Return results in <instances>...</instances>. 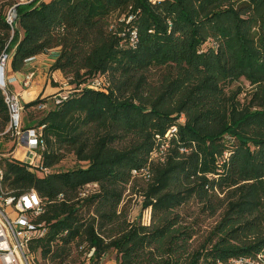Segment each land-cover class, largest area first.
<instances>
[{
    "label": "trees",
    "instance_id": "16d2710c",
    "mask_svg": "<svg viewBox=\"0 0 264 264\" xmlns=\"http://www.w3.org/2000/svg\"><path fill=\"white\" fill-rule=\"evenodd\" d=\"M14 5L13 26L0 12V56L21 71L57 49L51 71L70 87L47 111L53 95L24 105L44 111L32 120L45 130L40 164L0 159L9 191L42 199L37 262L234 264L264 250V0ZM98 77L108 85L89 87ZM243 79L251 89L232 87ZM8 123L0 89V145ZM64 148L86 165L52 171ZM129 185L148 222L129 219Z\"/></svg>",
    "mask_w": 264,
    "mask_h": 264
},
{
    "label": "built area",
    "instance_id": "2783aa9c",
    "mask_svg": "<svg viewBox=\"0 0 264 264\" xmlns=\"http://www.w3.org/2000/svg\"><path fill=\"white\" fill-rule=\"evenodd\" d=\"M27 1L31 0H21V2ZM16 17L17 9L16 5H13L8 11L7 22L13 26ZM130 19L132 16L129 17ZM10 58L11 55L6 50L0 56V89L4 93L9 112V123L6 130L11 134L15 148L24 147L28 150L25 161L33 166L39 165L41 153L46 148L44 126L35 124L29 127L26 125L24 103L20 95L10 88L16 80L9 77L7 73ZM32 77L33 73L27 76L26 84ZM107 85L108 82L104 77H98L90 82L89 87L103 89ZM69 93L64 91L54 94L51 98L52 102H60L68 97ZM48 105L49 102L41 103L40 108L46 110ZM134 173L138 174L137 170H134ZM3 182L4 171L0 168V264H40L31 251L30 242L36 237L43 236L47 230L44 223H36L37 217L44 211L42 199L34 189L23 194L5 190ZM94 254L95 248L86 253L85 257L88 262L94 257ZM233 263L264 264V250L255 257L233 259Z\"/></svg>",
    "mask_w": 264,
    "mask_h": 264
},
{
    "label": "rangeland",
    "instance_id": "374dc122",
    "mask_svg": "<svg viewBox=\"0 0 264 264\" xmlns=\"http://www.w3.org/2000/svg\"><path fill=\"white\" fill-rule=\"evenodd\" d=\"M17 1H21V0H0V12H5L6 13ZM116 17L117 16L114 15L112 17V20L115 21ZM9 62H10V60H9ZM9 62H8V64H9ZM7 70H8V65H7ZM63 85H64V89L58 91V93L64 92V91L65 92H69L70 91V87H69L67 81ZM237 85L244 86L246 88V90L251 89L250 84L244 79L241 80V81H238L232 87H235ZM51 96H48V99ZM245 96H246V93L244 92L241 95V98L244 100ZM42 98H44V97H42ZM52 103H53L52 99L50 98L49 99V105H48V108L46 109V111L49 110V108H50ZM24 107H25V112H24L25 115L24 116H25V120L27 122L26 125L29 126V127L30 126H34L35 125V121H32V120H39L42 117V115L44 114V111L33 110L32 108H27L26 106H24ZM12 143L13 142L11 140L7 141L6 139H2V142H1L2 145H0V156L2 157L3 155H5V156H10V157L14 158L13 155L16 154V156H15L16 158L21 159V160H26L27 159L26 155L28 153V150H26L24 147H20L19 149L15 148L14 151L10 154V152L12 150L11 149ZM17 151H18V153H17ZM62 152H63V156L64 157L62 158V160H61V162L59 164L55 165L52 168V171H63V170L76 168V167H78L80 165H86V163L80 162L77 159V157L74 154V152L69 151L66 148H64L62 150ZM96 186L97 185H91L89 187L90 188L89 190L97 188ZM3 187H4L5 190H9V188L4 184V182H3ZM122 205L127 207L128 211H129V219L130 220L137 219V220H140V221L143 220V222H148L149 221L150 212H149V210H143V208H142V199L139 197V194H137V193L132 191L131 185H129L128 189L126 190L125 200H124V202H122ZM191 210H196L197 211V207L192 204L191 205ZM195 216H196V213H195V215L192 218H194ZM213 224H214V219H210V220L205 222L204 227L205 228H209V226L210 225L212 226ZM201 239L202 238L199 237L197 242L201 241ZM108 255L110 257H115L116 254L114 252H111ZM41 262H43L42 259H41ZM41 262H40V264H42Z\"/></svg>",
    "mask_w": 264,
    "mask_h": 264
},
{
    "label": "crops",
    "instance_id": "0c3cea01",
    "mask_svg": "<svg viewBox=\"0 0 264 264\" xmlns=\"http://www.w3.org/2000/svg\"><path fill=\"white\" fill-rule=\"evenodd\" d=\"M59 55V50H52L49 54L35 56L28 60L21 71H14L8 66V76L16 80L10 88L18 93L22 102L26 105L39 97H48L64 89L67 79L59 70L51 71V66ZM33 73V77L26 84L27 76ZM25 115V114H24ZM37 121H35L36 124ZM25 123L27 124L26 120ZM18 153V151H17ZM16 156V154H14ZM21 160V159H20ZM103 264H116L115 257L105 256Z\"/></svg>",
    "mask_w": 264,
    "mask_h": 264
}]
</instances>
